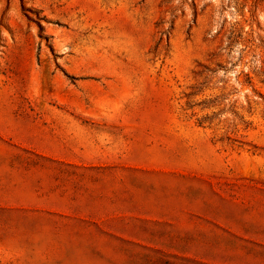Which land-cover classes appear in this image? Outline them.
Instances as JSON below:
<instances>
[{
	"label": "rangeland",
	"instance_id": "rangeland-1",
	"mask_svg": "<svg viewBox=\"0 0 264 264\" xmlns=\"http://www.w3.org/2000/svg\"><path fill=\"white\" fill-rule=\"evenodd\" d=\"M0 152V264H264V0H0Z\"/></svg>",
	"mask_w": 264,
	"mask_h": 264
},
{
	"label": "crops",
	"instance_id": "crops-1",
	"mask_svg": "<svg viewBox=\"0 0 264 264\" xmlns=\"http://www.w3.org/2000/svg\"><path fill=\"white\" fill-rule=\"evenodd\" d=\"M7 155L3 152H0V168L2 169H5L6 171H9V170H13V169H16L14 166L10 165L8 160H5V157ZM5 200V201H4ZM0 199V205H16V203H14L13 201H10L8 199ZM77 250L76 253L78 252V254H108V253H111L112 249H75ZM85 261L87 263L85 264H88L90 263V259H85Z\"/></svg>",
	"mask_w": 264,
	"mask_h": 264
}]
</instances>
